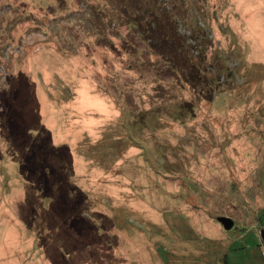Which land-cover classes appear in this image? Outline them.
Returning a JSON list of instances; mask_svg holds the SVG:
<instances>
[{
  "label": "rangeland",
  "instance_id": "374dc122",
  "mask_svg": "<svg viewBox=\"0 0 264 264\" xmlns=\"http://www.w3.org/2000/svg\"><path fill=\"white\" fill-rule=\"evenodd\" d=\"M261 228L264 0H0V264H264Z\"/></svg>",
  "mask_w": 264,
  "mask_h": 264
},
{
  "label": "water",
  "instance_id": "95a60500",
  "mask_svg": "<svg viewBox=\"0 0 264 264\" xmlns=\"http://www.w3.org/2000/svg\"><path fill=\"white\" fill-rule=\"evenodd\" d=\"M218 221L223 225L226 230H231L235 225V220L229 216H220L218 218ZM259 232L264 246V228H261Z\"/></svg>",
  "mask_w": 264,
  "mask_h": 264
},
{
  "label": "trees",
  "instance_id": "16d2710c",
  "mask_svg": "<svg viewBox=\"0 0 264 264\" xmlns=\"http://www.w3.org/2000/svg\"><path fill=\"white\" fill-rule=\"evenodd\" d=\"M162 16H164V15H162ZM162 16H161V17H162ZM167 17H169V16H167ZM169 18H170V17H169ZM163 23H164V22H163ZM261 247H262V248H261V255L264 257V254H263V251H264L263 243H262Z\"/></svg>",
  "mask_w": 264,
  "mask_h": 264
},
{
  "label": "built area",
  "instance_id": "2783aa9c",
  "mask_svg": "<svg viewBox=\"0 0 264 264\" xmlns=\"http://www.w3.org/2000/svg\"><path fill=\"white\" fill-rule=\"evenodd\" d=\"M263 254H264V251H263Z\"/></svg>",
  "mask_w": 264,
  "mask_h": 264
}]
</instances>
